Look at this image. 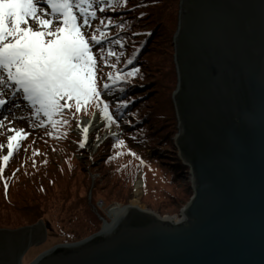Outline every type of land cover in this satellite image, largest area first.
I'll return each instance as SVG.
<instances>
[{"label": "water", "instance_id": "water-1", "mask_svg": "<svg viewBox=\"0 0 264 264\" xmlns=\"http://www.w3.org/2000/svg\"><path fill=\"white\" fill-rule=\"evenodd\" d=\"M173 43V139L192 190L181 218L129 204L28 264H264V0H180ZM47 229L0 228V264H23Z\"/></svg>", "mask_w": 264, "mask_h": 264}, {"label": "rangeland", "instance_id": "rangeland-1", "mask_svg": "<svg viewBox=\"0 0 264 264\" xmlns=\"http://www.w3.org/2000/svg\"><path fill=\"white\" fill-rule=\"evenodd\" d=\"M90 2L97 8L94 0H90ZM76 11L78 13V10ZM43 18L51 19L53 24L60 22L55 17L50 18L46 16ZM97 21L96 18L95 20L90 19V26H88L87 30L82 29L86 37L93 31V23ZM78 22H80L79 13ZM29 26H32L34 29L37 28L34 21H30ZM49 27H52V25ZM169 40L168 34L156 38L155 41L157 42L153 44L149 55H147L148 63L146 65L148 74H146L144 82L140 81V84L144 86L137 92L138 94H147V98L150 99L148 101L149 107L151 108L157 104L160 105V101L163 98L170 99L171 94L176 89L172 88L174 86L171 85L172 79L170 75L166 76V73L171 70L170 59L172 50L170 51ZM92 51L96 59L95 79L98 90H100L102 89V78L103 80L105 78L103 70L105 69L104 63L106 62L102 57L106 56V47L94 45ZM1 89H3L2 86H0ZM7 97L9 99L12 98L10 92ZM109 97L107 92H102L100 100L102 101V99H108ZM7 107L10 113L0 119V159L8 154L7 137L9 135H16L17 131L22 130L27 135L26 137L22 135L18 144L25 137L24 141L21 142L16 150L15 148L13 149L12 165L9 166L8 170L16 168L20 164L24 165L23 168L25 167L27 171L30 170L31 166L36 164L38 168L36 170V166H34L35 170L28 174H26L27 171H23L19 175V179L17 178L22 183H17L16 185L12 183V185L10 184L11 186L9 185L11 187V194H17L19 191L21 196H23L21 204H23L22 201L26 202L28 206L42 203V210L46 208V212L45 218L41 220L46 224L47 220L50 221V229H47L46 238L43 242L29 248L23 259L24 264L30 263L40 252L57 243L64 242L68 238V234L66 235L65 232L70 230L82 232L85 230L82 218L76 219L68 215L75 212L74 209H69V213L66 211V208L71 205L72 200L79 196H86L88 205L101 222V226L103 223L100 216L107 217L105 215L109 210L116 206L125 208L126 205L131 204V200L134 197L138 198L139 205L142 208L152 210L161 216L172 217L174 219L181 218V209L190 199L186 190L189 172L187 176H185V173L179 174V177L178 175L175 176L174 168L171 167V163L174 162L171 159L173 155L170 152L172 151V146L160 145V148H158V154H161L159 159L152 156L149 157V154L152 153L150 149L133 147L132 137L126 138V129L129 127L124 125L125 119H120L118 125L115 124L107 127L104 124L103 120L98 116L99 113H97L100 111L101 105L95 101L91 102L88 106L82 105L79 110L73 107L71 112L64 117V119L68 120L67 125L61 123L63 119H60V116H58L57 125L53 126V124L49 123L43 130L41 127H37L36 120L30 115L33 111L30 102L20 99L17 104H9ZM166 111H169L168 116L170 120H172L171 117L175 118L173 111L169 109ZM93 118L97 120L95 127L90 131L87 129L85 132L84 122ZM58 130H60L63 136L58 137L56 135ZM65 137L66 139H64ZM111 137H115L116 140L110 144L109 139ZM81 140L84 141L83 146L80 144ZM117 140H123L124 143L118 144ZM72 148L75 149L74 153L69 152L68 154L67 150ZM112 154L117 158L114 159L115 161H109L108 156ZM34 155L37 157L28 159ZM25 159L27 160L21 162V160ZM125 163L133 164V166L137 167L135 168V170L137 169L135 172L136 177L133 181H129V179L122 181L123 179L119 180L118 175H111V172L115 171L117 167L120 168ZM20 168L22 167L20 166ZM36 171L40 172L36 173ZM33 172L35 175L32 176ZM127 175L124 173L123 178H127L129 176ZM0 178H2L1 175ZM139 180L142 185L137 189L136 184ZM40 182L49 185L46 188V195L36 193L39 191L35 190L34 187ZM1 187L0 183V190ZM5 189L7 190V188ZM63 190L64 194L69 195V200H71L67 201L66 208H60L58 205L49 207L50 201L63 195ZM34 195L38 200L35 199ZM44 196H48V202L43 201ZM64 199L67 200V197H64ZM97 199L104 200L105 204L108 205V209L106 208L107 210L104 212L105 215L101 211L97 213L94 207ZM35 200L37 202H33ZM1 201L2 196L0 194ZM0 212L3 216L5 215V211L2 208H0ZM15 216L16 214H13L11 218Z\"/></svg>", "mask_w": 264, "mask_h": 264}, {"label": "trees", "instance_id": "trees-1", "mask_svg": "<svg viewBox=\"0 0 264 264\" xmlns=\"http://www.w3.org/2000/svg\"><path fill=\"white\" fill-rule=\"evenodd\" d=\"M95 2L97 4L96 9L98 12L97 17H92V19L95 20L96 18L98 21L93 23V31L90 33V37L93 34L99 36L101 33H104L106 37V42H102L100 44V46L106 47L105 53L108 59V61L104 63L105 69L103 72L105 73V78L104 80L102 78L101 86L103 88L105 84L110 85V90L107 92L110 97L108 99H102V101L109 103V110L110 112L114 113L113 120L115 123H109L104 119L101 114V107L100 111L96 109L100 118L108 127L110 125H118L120 122L119 120H116V115H120L121 119H125L126 121L124 125L129 127L126 129V138L132 137L133 147L137 146L138 149L139 147L140 149L141 147L150 149L152 153L149 154V157L152 156L156 159H159L161 154H158V148H160V145L172 146V151L170 152L173 155L171 159L174 162L171 163V167L174 168L173 171L175 176L178 175L179 177V174L181 173H185V176H187L189 169L179 159L177 155V149L174 145L173 136L177 132V118L172 99L173 94H171L170 99L163 98L160 101V105L157 104L151 108L149 107L148 101L150 99L147 98V94L145 95L144 93H137L139 92L138 90L144 86L143 84H140V81L144 82L146 79V74H148L146 65L148 63L147 55H149V51L151 50L153 44L157 42L155 41L156 38L166 34H168V37L170 38V51L172 50V53L170 52L171 70L166 73V76L170 75V78L172 79L171 85L174 86L172 88L175 89L177 86V72L174 62L173 38L178 26L180 0H124L122 8H117L115 10L107 9L103 15H101L100 12V4L107 3V0H95ZM140 13H144V15L141 16ZM121 22L124 24V28L119 27ZM109 24H113L114 26L106 27V25ZM117 41H119V43H117ZM111 53H115V55H112ZM130 60L132 61L131 64H129ZM131 68H136L137 71L134 76L128 78L127 83L108 79L109 73H111L113 76H115L117 73L123 75ZM129 88H131L130 91H128ZM125 91L127 92V95H125L123 98L126 100L132 98V102L128 105L126 113L123 111L116 112V103L114 102V99L123 95V92ZM167 109L173 111L174 113L175 118L171 117L172 120H170L168 116L169 111H166ZM31 113L30 115L32 116ZM68 113L69 111L65 110L64 115L60 116L59 118L64 119ZM170 116H172V114H170ZM33 117V119L36 120L37 127H41L42 130L46 128L47 124H49L44 123L46 118L43 117L42 114L40 116ZM54 119L57 121L55 124L57 125L58 116H56ZM56 135L58 137L63 136V134L60 133V130H58ZM64 139H66V137ZM115 140V137H111L109 139V143L111 144ZM19 145L15 148V150L19 147ZM74 150V148L67 150V153H74ZM13 155L9 158L8 162H4L2 159L3 157L0 159V165H2L4 168V171L0 172L2 177L0 178V183L2 186L0 190V194L2 196L0 208L5 211L4 216L0 212V228H17L25 225H32L45 218L46 208L42 210V203L28 206L26 202L22 201L23 204H21L23 196H21L20 192L18 191L17 194H11V187H9V185H12V183H15V185L17 183L21 184L22 181L18 180L19 175L23 171H27L25 170V167L23 168L24 165L22 164H20L22 168L17 166L16 168H10L8 170L9 166L12 165L11 162ZM35 157L37 156L34 155L28 159ZM108 157L109 161H115L114 159H117L113 156V154L111 156L109 155ZM26 160L27 159L21 160V162ZM34 166H36L35 169L37 170V164ZM34 166H31L30 170H28L26 174L29 172L32 173V171L35 170L33 168ZM135 168L137 167L133 166V164L125 163L122 164L120 168L117 167L115 171L111 172V175H118L119 180L123 179L122 181L126 179L133 181L136 177L135 172L137 171ZM37 172L40 171H36V173ZM124 173L129 175H127L128 177L125 179L123 178ZM33 175H35L34 172L32 176ZM5 184H7V190L5 189ZM131 184H133V182H131ZM48 186L49 185H45L44 183L40 182L38 185H35L34 188L35 190L37 189L39 191L36 193L46 195V188ZM86 186L88 185L86 184ZM186 190L190 198L192 195V190L190 187L189 177L186 184ZM64 195L65 194L63 190V195L55 198L53 201H50L49 207L58 205L60 208L64 207L63 209H65L67 206V201L69 202L71 200H69V195ZM64 197H67V200L64 199ZM35 199H37L36 196ZM37 200L33 202H37ZM43 201L48 202V196H44ZM69 209H74L75 212L69 213ZM66 211H68V215L73 218H82L85 230L82 232L78 230H70L65 232L66 235L68 234V238L64 242H75L100 230L101 222L97 219L96 214L88 205L85 195L79 196L78 198L72 200L71 205L66 208ZM13 214H16V216L11 218V215ZM46 222L48 229H50V221L47 220Z\"/></svg>", "mask_w": 264, "mask_h": 264}, {"label": "snow or ice", "instance_id": "snow-or-ice-1", "mask_svg": "<svg viewBox=\"0 0 264 264\" xmlns=\"http://www.w3.org/2000/svg\"><path fill=\"white\" fill-rule=\"evenodd\" d=\"M41 3L50 7L51 13L60 21L58 24L43 18L47 13L39 7ZM123 3L124 0L101 3V15L107 9L122 8ZM91 17H97V9L90 0H0V73H3L0 74V86L3 88L0 106L15 105L23 99L30 102L32 116L42 114L46 118L45 124L55 126L57 121L54 118L63 116L65 110L70 112L73 107L79 110L82 105L88 106L95 101L101 105L104 119L115 123L109 103L100 100L101 93L108 92L110 85L105 84L98 90L94 71L96 59L92 47L106 42V37L101 33L89 38L82 31L90 26ZM30 21L35 22L36 29L29 26ZM111 26L114 25H106ZM119 27L124 28V24L121 22ZM102 58L107 62L106 56ZM136 71V68H131L125 74L117 73L115 76L109 73L108 79L127 83ZM9 92L12 98L5 99ZM125 95L126 91L114 99L116 112L126 113L131 104L132 98L126 100L123 98ZM4 114L0 112V117ZM120 119L121 116L116 115V120ZM61 123L67 125L68 120L63 119ZM22 135L27 133L19 130L16 135L7 137L8 154L3 156L4 162L9 161ZM117 143L123 144L124 141L117 140ZM80 144L83 146L84 141L81 140ZM3 171L0 165V172Z\"/></svg>", "mask_w": 264, "mask_h": 264}, {"label": "bare ground", "instance_id": "bare-ground-1", "mask_svg": "<svg viewBox=\"0 0 264 264\" xmlns=\"http://www.w3.org/2000/svg\"><path fill=\"white\" fill-rule=\"evenodd\" d=\"M39 7H42V8H44V10H45V12L47 13V15H43V17H46V16H49L50 18H56V19H58L57 18V16H55V15H53L52 13H51V9H50V7L48 6V5H46V4H44V3H41L40 5H39ZM3 91V89H1L0 90V92H2ZM5 99H9L7 96H5ZM0 112H4L5 114L2 116V117H0V119L1 118H3V117H6L9 113H10V110H8V107L6 106V107H3V106H0ZM96 123H97V120L95 119V118H93V119H89V120H87V121H85L84 122V128L85 129H89V131L91 130V129H93V127H95V125H96ZM137 186V189H139V187L142 185V183L140 182V180L139 181H137V184H136ZM102 200V199H101ZM104 201V200H103ZM131 204H133V205H135V206H139V207H141V205H139V200H138V198L137 197H134L132 200H131ZM126 207V206H125ZM142 208V207H141ZM125 211V208L124 207H122L121 208V206H116V207H114L113 209H111V211H110V217H113V220L112 221H110L109 223H107L106 225H102V227H104V229L105 228H107V227H109L110 225H112V224H114V222L116 221V220H118V218L121 216V214L123 213ZM39 243H41L40 241H38V242H36V243H31V244H29V247H28V249H27V251L29 250V248H31L32 246H34V245H37V244H39ZM26 251V252H27ZM26 252H24V254L22 255V262L24 261L23 259H24V257H25V254H26ZM23 264H24V262H23Z\"/></svg>", "mask_w": 264, "mask_h": 264}, {"label": "built area", "instance_id": "built-area-1", "mask_svg": "<svg viewBox=\"0 0 264 264\" xmlns=\"http://www.w3.org/2000/svg\"><path fill=\"white\" fill-rule=\"evenodd\" d=\"M94 207H95V209H96V211H97V213H99V211H101V212H103V215H105V210H107L108 208V206L105 204V202L103 201V200H101V199H97L96 200V202H95V204H94ZM107 208V209H106ZM111 209H113V208H111ZM111 209L109 210V212L105 215V216H107V217H102V216H100V218L102 219V223H103V225H106L107 223H109L110 221H112L113 220V217H110L111 215H110V211H111ZM116 222V221H115ZM114 222V223H115Z\"/></svg>", "mask_w": 264, "mask_h": 264}]
</instances>
